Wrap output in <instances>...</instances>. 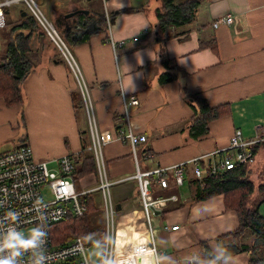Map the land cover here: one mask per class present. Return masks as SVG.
Listing matches in <instances>:
<instances>
[{
  "label": "crops",
  "instance_id": "1",
  "mask_svg": "<svg viewBox=\"0 0 264 264\" xmlns=\"http://www.w3.org/2000/svg\"><path fill=\"white\" fill-rule=\"evenodd\" d=\"M37 1L55 23L59 19L56 25L72 48L88 85L98 129L116 136L120 129L127 130L131 122L136 131L146 135L136 147L142 170L187 161V192L176 183L172 168L165 171L167 186H162L156 177L152 179L154 196L179 195L178 200L169 201L153 217L155 241L160 249L157 260L160 264H189L193 252L200 254L201 239H208L212 250L217 249L220 244L216 237L236 228L238 216L225 208L222 194L195 199L193 179L197 175L191 159H199L205 174L203 164L219 158L215 150L229 145L237 128L244 138L250 139L259 126L264 127V0H207L198 11L196 25L191 22L173 28L176 33L168 37L160 36L156 29L160 0H108L106 7L103 0ZM20 2L4 8L7 23L0 26V53L7 47L12 26L29 12ZM106 8L112 29L107 25ZM76 9L82 10L65 16ZM10 14L16 22L8 26ZM222 14H231L233 20L214 26ZM202 23L208 24L201 28ZM211 38H215L216 48L203 44V40ZM30 43L32 50L41 54L21 80L23 103L6 105L0 99V152L28 142L35 158L47 160L51 167H58L57 159L66 153L74 155L78 166L81 129L89 126L79 84L41 25L33 31ZM166 56L171 59L169 65L164 63ZM165 70L176 73L175 78L161 82L159 76ZM132 86L134 91L126 90ZM73 94H77L79 102L78 117ZM194 95L205 97L212 104L230 106L229 113L214 119L209 132L199 138L187 130L194 112ZM132 96L138 102L125 104V97L129 100ZM88 136L89 148L90 129ZM255 144L260 153L264 141ZM103 155L116 206L119 259L146 246L149 225L135 176L132 145L127 140L111 139L104 144ZM75 175L76 188L92 195L89 211L98 208L100 220L105 222L97 167L95 172L78 179ZM259 210L264 215V201ZM90 215L95 225L91 212ZM176 224L178 227L172 228ZM97 235L98 229L93 241ZM126 243L132 245L119 252ZM233 259L235 264H247L248 253H235ZM97 262L100 264L101 259ZM205 262L200 254L198 264Z\"/></svg>",
  "mask_w": 264,
  "mask_h": 264
},
{
  "label": "built area",
  "instance_id": "2",
  "mask_svg": "<svg viewBox=\"0 0 264 264\" xmlns=\"http://www.w3.org/2000/svg\"><path fill=\"white\" fill-rule=\"evenodd\" d=\"M20 1L25 3L26 8L34 15L47 36L57 46L61 57L65 59L75 75L82 92L91 131L92 142L89 148L94 152L100 177L98 188L102 194V207L106 219L105 246L100 264H103L105 258H116L117 255V234L114 224L116 206L111 195L112 181L107 175L103 155L104 144L114 138L127 140L132 145L137 165L135 176L139 182L140 197L149 225L146 231L150 237L146 247L154 254L159 253L160 249L155 241L153 217L162 212L169 201L178 200L179 195L171 193L167 196H154L151 187L152 179L156 177L162 186H167L168 179L165 176V171L167 168H172L176 183L183 185L187 161H180L169 167L142 170L139 166L136 147L140 141L146 139V135L136 131L131 122L128 124L127 130L120 129L116 136L108 131H100L96 124L89 88L83 78L77 58L56 23L45 14L38 1L0 0V26L3 27L7 23L4 8ZM103 1L106 7L108 0ZM105 18L108 27L112 29L111 15L107 8ZM232 20L231 14H222L215 19L213 24L217 27L221 23H230ZM111 37L112 42H115L113 36ZM124 101L125 104L137 103L138 99L132 96L129 100L125 97ZM260 141H264V127L259 126L257 134L250 139L244 138L241 129L237 128L229 145L215 150L219 153V158L214 162L207 160L206 165L215 172L232 168L238 162H252L256 156L251 147ZM191 160L194 164L195 174L198 178H202L204 170L201 162L197 157ZM57 162L58 167L55 168L51 167L47 160L36 159L33 147L28 142L0 152V233H4L9 230L11 224H15L16 228L28 234L33 226L40 224V227L47 232L44 253L47 257L46 264H98L89 254L90 242L86 237L77 235L64 242L54 239L52 234L54 225L63 219L69 211L74 215H83L89 210L87 201L82 199V195L85 196L86 192L78 190L74 183L73 175L77 169L74 155L66 153L60 156ZM177 227L178 224L172 225V228ZM34 255L26 254L18 258L19 264H32ZM155 258L157 259V255ZM188 261L189 264H198L200 261L199 252H193Z\"/></svg>",
  "mask_w": 264,
  "mask_h": 264
},
{
  "label": "trees",
  "instance_id": "3",
  "mask_svg": "<svg viewBox=\"0 0 264 264\" xmlns=\"http://www.w3.org/2000/svg\"><path fill=\"white\" fill-rule=\"evenodd\" d=\"M206 1L160 0V4L156 7V29L159 35L171 36L176 33L173 28H182L193 22L197 19L198 11ZM207 24L202 23L201 28ZM39 25L33 14L28 12L21 16V22L14 24L10 29V38L6 49L0 53V99L6 105L22 104L24 101L21 80L41 54L38 50H32L30 43L32 33ZM24 28H29V30L25 31ZM203 44H209L216 48L215 38L203 40ZM170 60L169 57H164L166 65H169ZM175 76L176 73L165 70L160 73L159 77L161 82H166ZM79 94L81 95V93ZM73 103L78 117L77 112L80 109L77 94H73ZM191 103L194 112L188 122L187 130L194 138L208 133L210 123L230 111L228 103L212 104L202 96L194 95ZM82 107H84V99ZM88 127L81 129L82 149L77 155L79 165L75 171L76 179L85 173L96 171L94 152L88 148ZM257 145L253 144L251 147L256 156L254 161L238 162L232 168L215 172L211 171L204 161L206 173L202 178L193 179L196 200L222 194L225 208L237 213L239 221L237 227L219 234L216 240L220 245L225 246L232 255L238 252H247V264H264V215L259 210L261 202L264 201V173L258 172L261 177L258 182L252 176L259 154ZM82 199L87 201L88 205L92 204L91 194L82 195ZM96 230V226L91 221L89 210L83 215H74L69 211L63 219L54 225L52 234L55 241L58 242L67 241L77 235H82L87 240L92 238L93 241ZM199 245L200 254L206 260L205 263L216 264L212 258L214 253L209 240L201 239Z\"/></svg>",
  "mask_w": 264,
  "mask_h": 264
},
{
  "label": "clouds",
  "instance_id": "4",
  "mask_svg": "<svg viewBox=\"0 0 264 264\" xmlns=\"http://www.w3.org/2000/svg\"><path fill=\"white\" fill-rule=\"evenodd\" d=\"M135 90L134 86L126 90ZM161 213V212H160ZM159 214V213H158ZM15 215V214H12ZM47 232L40 224L33 226L28 234L11 224L9 230L0 233V264H19V259L26 254L34 255L32 264H46L45 244ZM213 259L216 264H235L232 253L223 245L213 249ZM159 253L153 254L146 246L133 249L122 258H105L103 264H160L155 258Z\"/></svg>",
  "mask_w": 264,
  "mask_h": 264
},
{
  "label": "rangeland",
  "instance_id": "5",
  "mask_svg": "<svg viewBox=\"0 0 264 264\" xmlns=\"http://www.w3.org/2000/svg\"><path fill=\"white\" fill-rule=\"evenodd\" d=\"M20 2V6H21ZM148 9V8H147ZM45 14L51 18L46 11H44ZM18 13H20V11H18ZM17 14V13H16ZM15 17L13 16V14L9 15V22H8V26L13 25L16 21L14 19ZM52 19V18H51ZM192 25H196V19L192 22ZM65 38V37H64ZM66 40V39H65ZM67 41V40H66ZM54 43V42H53ZM69 44V43H68ZM55 48L58 50L57 46L54 45ZM59 52V50H58ZM60 54V53H59ZM80 89V88H79ZM81 91V90H80ZM86 115V114H85ZM88 120V118H87ZM263 129V128H262ZM262 152V153H261ZM261 152L258 154V159H257V164L255 165L256 167L254 168L255 171L254 173H252L253 178L257 179V182L261 179V177H259L258 172L262 171L264 173V148H262ZM182 191H188V187H186V184L182 185ZM113 190V189H112ZM257 194H259V192H256ZM90 212L92 213V216L94 217V224L96 226V228L98 229V235L95 237L94 241L90 242V250H89V254L91 255L92 258H94V260L100 261L102 255H103V249L105 246V232H106V225L104 226V224H106L104 221L100 220L101 218V212L98 208L93 207ZM97 218V219H96ZM114 224H116V219ZM142 226V227H141ZM139 227L144 228L143 225H141ZM133 229V228H131ZM130 229H126V231H129ZM112 231V230H111ZM132 244H128L126 243V245L124 247H122L121 249H119V252H125ZM200 262V261H199Z\"/></svg>",
  "mask_w": 264,
  "mask_h": 264
},
{
  "label": "water",
  "instance_id": "6",
  "mask_svg": "<svg viewBox=\"0 0 264 264\" xmlns=\"http://www.w3.org/2000/svg\"><path fill=\"white\" fill-rule=\"evenodd\" d=\"M82 9H76L73 11H70L69 13H67L65 16H73L75 13L80 12ZM27 11H23L22 13L25 14ZM56 24L59 25V19H56ZM78 24H75V26H77ZM120 205H118L117 208H119ZM89 242L92 241V238L88 240Z\"/></svg>",
  "mask_w": 264,
  "mask_h": 264
}]
</instances>
